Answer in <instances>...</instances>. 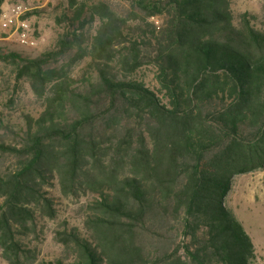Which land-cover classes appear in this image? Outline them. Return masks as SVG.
<instances>
[{"label": "trees", "instance_id": "16d2710c", "mask_svg": "<svg viewBox=\"0 0 264 264\" xmlns=\"http://www.w3.org/2000/svg\"><path fill=\"white\" fill-rule=\"evenodd\" d=\"M67 1L52 47L0 55L39 109L0 137V259L247 264L224 199L264 166V4L256 28L232 0ZM81 198V227L53 231L62 256L38 261L44 224Z\"/></svg>", "mask_w": 264, "mask_h": 264}, {"label": "rangeland", "instance_id": "374dc122", "mask_svg": "<svg viewBox=\"0 0 264 264\" xmlns=\"http://www.w3.org/2000/svg\"><path fill=\"white\" fill-rule=\"evenodd\" d=\"M93 1H105L112 4L114 8L122 6L119 0ZM17 3H21L33 11L28 19L32 35L37 43L33 48L20 46L10 35V32L1 26L0 22V55L14 52L23 57H37L55 43L62 29L58 18L67 8L68 1L3 0L0 5V14ZM231 4L235 15L248 13L255 19L256 28H259V22L263 16L264 0H232ZM153 20L156 21V24L159 23L158 18ZM82 65H79V69ZM77 74L79 75L78 72ZM139 78L149 88H156L153 72L150 69H142L139 72ZM38 111L27 83L18 82L15 84L9 67L0 61V137L6 143H13L14 135L11 130L19 132L20 128H24L21 115L31 113L36 116ZM7 123L9 124L6 125ZM9 162V158H0V169H3ZM50 191L54 198L58 197L59 194L55 190ZM84 201L85 198H81L79 202L72 199L60 201L57 206V219L44 224L40 243L33 242L37 246L38 261L55 260L62 256L61 246L52 239L53 231L59 228L63 222H67L70 227H81L83 217L81 209ZM224 206L241 225L252 243L253 257L247 264H264V166L258 170L234 176L231 180L230 190L224 199ZM0 264H6V262L0 259Z\"/></svg>", "mask_w": 264, "mask_h": 264}, {"label": "built area", "instance_id": "2783aa9c", "mask_svg": "<svg viewBox=\"0 0 264 264\" xmlns=\"http://www.w3.org/2000/svg\"><path fill=\"white\" fill-rule=\"evenodd\" d=\"M30 11V8L17 3L0 14L1 26L10 32L20 46L27 48L35 47L37 43L32 35L31 24L27 16Z\"/></svg>", "mask_w": 264, "mask_h": 264}]
</instances>
